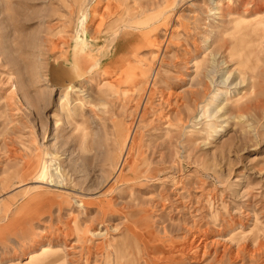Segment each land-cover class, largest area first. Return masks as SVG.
Instances as JSON below:
<instances>
[{
  "label": "rangeland",
  "instance_id": "374dc122",
  "mask_svg": "<svg viewBox=\"0 0 264 264\" xmlns=\"http://www.w3.org/2000/svg\"><path fill=\"white\" fill-rule=\"evenodd\" d=\"M0 264H264V0H0Z\"/></svg>",
  "mask_w": 264,
  "mask_h": 264
},
{
  "label": "bare ground",
  "instance_id": "6f19581e",
  "mask_svg": "<svg viewBox=\"0 0 264 264\" xmlns=\"http://www.w3.org/2000/svg\"><path fill=\"white\" fill-rule=\"evenodd\" d=\"M87 44L88 43H87L86 39H84V38L81 40H76V42L73 46L74 47L73 51H72L73 52V59L70 62V66L68 68L62 67V66H60V65H62V63H61L59 65L60 67H58L56 72L54 73V77L56 79L58 78L61 80L64 77H68L69 81L67 82L66 86H70L71 84H73L72 83L73 78H77V79L82 78L84 75L89 73V71H91L93 69V67L96 65V63L90 59V58H92V56H91V52H89V50L87 49ZM99 49L101 50V48H99ZM87 59H88V61H87ZM97 62H98V60H97ZM61 81H63V80H61ZM71 87L72 86H70L69 89ZM241 249H243V247H241ZM238 251H239V253L241 252L240 248Z\"/></svg>",
  "mask_w": 264,
  "mask_h": 264
}]
</instances>
